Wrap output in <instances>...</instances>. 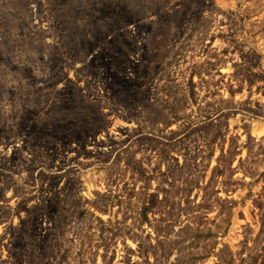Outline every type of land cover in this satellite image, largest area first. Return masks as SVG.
Wrapping results in <instances>:
<instances>
[{
  "label": "rangeland",
  "instance_id": "obj_1",
  "mask_svg": "<svg viewBox=\"0 0 264 264\" xmlns=\"http://www.w3.org/2000/svg\"><path fill=\"white\" fill-rule=\"evenodd\" d=\"M0 264H264V0H0Z\"/></svg>",
  "mask_w": 264,
  "mask_h": 264
}]
</instances>
